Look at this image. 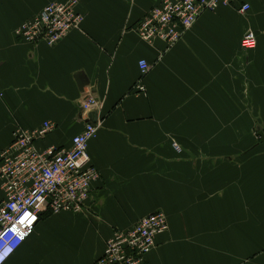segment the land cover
<instances>
[{"label": "crops", "instance_id": "obj_1", "mask_svg": "<svg viewBox=\"0 0 264 264\" xmlns=\"http://www.w3.org/2000/svg\"><path fill=\"white\" fill-rule=\"evenodd\" d=\"M64 1L0 0V151L16 129L47 121L55 128L37 149L68 148L90 94L100 104L87 148L99 179L84 213H43L4 264H92L114 230L156 212L168 230L140 264H264V0L202 13L171 48L135 32L160 0H77L84 20L55 45L15 36Z\"/></svg>", "mask_w": 264, "mask_h": 264}, {"label": "built area", "instance_id": "obj_2", "mask_svg": "<svg viewBox=\"0 0 264 264\" xmlns=\"http://www.w3.org/2000/svg\"><path fill=\"white\" fill-rule=\"evenodd\" d=\"M239 0H160L136 28L137 35L150 43L163 41L171 48L184 36L199 16L220 6H230ZM77 0L50 3L36 16L15 30L22 42L49 46L62 40L70 31L80 28L84 16L77 11ZM240 12L249 10L242 4ZM241 47H255V38L246 34ZM143 78L149 70L147 63H138ZM136 90L144 92L142 84ZM100 107L90 94L84 95L80 108L87 116ZM52 122H44L35 130L16 129L10 144L0 151V264L33 234L43 213L86 211L91 185L99 172L90 164L88 143L96 138L99 122H86L68 148L49 147L40 152L37 141L53 131ZM176 151L181 148L173 144ZM168 230L166 216L156 212L142 217L127 230H114L106 241L103 253L92 264H140L155 248L156 236Z\"/></svg>", "mask_w": 264, "mask_h": 264}, {"label": "water", "instance_id": "obj_3", "mask_svg": "<svg viewBox=\"0 0 264 264\" xmlns=\"http://www.w3.org/2000/svg\"><path fill=\"white\" fill-rule=\"evenodd\" d=\"M75 80H76L78 89L80 91H83V88L88 85V82L83 80V77L81 74L76 75ZM86 122L96 123L97 122V113L91 112L90 114H88V119ZM258 135L261 137L262 141L264 142L263 134L259 133Z\"/></svg>", "mask_w": 264, "mask_h": 264}]
</instances>
